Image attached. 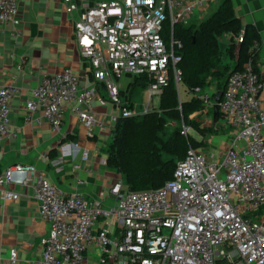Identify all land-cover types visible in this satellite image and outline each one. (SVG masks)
<instances>
[{
    "label": "built area",
    "instance_id": "2783aa9c",
    "mask_svg": "<svg viewBox=\"0 0 264 264\" xmlns=\"http://www.w3.org/2000/svg\"><path fill=\"white\" fill-rule=\"evenodd\" d=\"M58 1L72 16L93 80L82 84V75L70 67L44 75L24 103L28 111H41L52 129L63 134L69 105L93 136L97 127L113 131L119 119L156 109L154 96L160 100L171 78L181 106L183 42L175 36L174 24L204 15L215 0ZM21 2L0 0V27L19 23ZM242 33L235 35L237 43ZM124 75L149 76L147 100L140 107L134 99L132 106L123 99ZM262 88L251 59L232 71L219 102L229 138L218 153L189 146L173 177L157 188L131 190L120 175L108 190L89 197L79 190L66 192L33 164L4 168L0 187L7 199L20 195L8 185H24L37 176L38 208L48 230L31 264H85L89 250L97 253V264H264ZM185 90L203 100L204 116L213 120L215 85ZM18 91L15 82L0 86V146L11 131V100ZM95 102L112 104L116 113L97 114ZM189 128L183 123L181 132ZM87 157L85 150L82 158ZM17 261L12 248L3 264Z\"/></svg>",
    "mask_w": 264,
    "mask_h": 264
},
{
    "label": "crops",
    "instance_id": "0c3cea01",
    "mask_svg": "<svg viewBox=\"0 0 264 264\" xmlns=\"http://www.w3.org/2000/svg\"><path fill=\"white\" fill-rule=\"evenodd\" d=\"M231 1L241 21L253 24L261 36L257 63L264 104V0ZM205 14L196 16L201 19ZM19 18L15 27H0V86L15 82L19 87L11 100V131L0 146V172L16 163L33 164L66 192L79 190L96 197L115 180L116 172L105 163V149L111 141L106 138L113 136L112 131L97 127L90 136L68 105L63 134H59L41 111H28L24 105L44 75L66 67L82 75V84L92 82L90 64L77 44L72 16L58 0H22ZM94 110L104 117L116 113L110 103L95 102ZM85 150L87 159L82 158ZM35 178L24 185H8L19 192L17 199L3 198L0 187V264L8 259L12 248L17 251V264H31L41 253V238L47 233L48 223L39 212ZM97 263V253L89 250L85 264Z\"/></svg>",
    "mask_w": 264,
    "mask_h": 264
},
{
    "label": "trees",
    "instance_id": "16d2710c",
    "mask_svg": "<svg viewBox=\"0 0 264 264\" xmlns=\"http://www.w3.org/2000/svg\"><path fill=\"white\" fill-rule=\"evenodd\" d=\"M169 27L170 23H166V29ZM241 31L243 33L238 45L232 44L225 48L229 58L236 59L234 65L230 66L223 61L221 36L228 33L235 36ZM174 34L183 42L179 67L182 70V82L190 90L196 86L208 88L211 84L217 90H224L231 72L242 68L249 59L254 63L255 71H259L257 61L260 47H255L254 42H261L260 33L253 24L241 21L231 0H220L217 9L198 23L174 24ZM149 80L147 75L136 76L121 90L129 106L134 104L135 89L145 88ZM204 105L203 100L193 96L179 107L178 91L171 78L156 109L118 120L112 131V140L105 149L107 168L120 174L131 190L163 185L173 177L177 162L184 158L189 144L199 146L203 143L185 136L180 127L174 128L168 137H163L161 133L165 131L168 119L198 128L191 114L202 110Z\"/></svg>",
    "mask_w": 264,
    "mask_h": 264
},
{
    "label": "rangeland",
    "instance_id": "374dc122",
    "mask_svg": "<svg viewBox=\"0 0 264 264\" xmlns=\"http://www.w3.org/2000/svg\"><path fill=\"white\" fill-rule=\"evenodd\" d=\"M218 5H219V0H216L214 4L209 8V10L207 11L204 17L200 19L198 16L195 15L192 18H190V21L188 23L189 24L198 23L200 20L207 18L217 9ZM235 37L236 36H233L228 33L224 36H221V40H220V47L223 50V61L228 63L230 66L234 65L236 59L229 58V56L227 55L225 51V48L228 45H232V44L234 46L238 45ZM132 80H133L132 76L124 75L120 79L122 88H126L128 83L131 82ZM218 90H220V88ZM180 91H181V95L184 101L191 100L193 98V95L185 90V85L183 83L180 84ZM133 99L135 101L136 106L140 107L147 100V91L145 90V88L135 89L134 94H133ZM153 102L156 106H158L159 96L155 95ZM191 118L195 122L196 126H198V128L190 127L188 130H186V133L184 135L188 137L191 136L195 140L199 142L201 141L203 143L199 146H194L193 144H189V146L192 145L197 148H210L211 152L218 153L219 148H221V146L224 145V143L227 141L231 133L230 127L224 126L222 124V116L219 115L218 119L214 121V119L212 120L209 117H205L203 110H198L191 114ZM182 125H183V122L181 123L174 119H168L165 131L162 132L161 134L163 137H168V135L174 128L180 127V129L182 130ZM109 139L112 140V136L110 137L108 135L106 140H109ZM115 174H116L115 180H117L120 177V174H117V173Z\"/></svg>",
    "mask_w": 264,
    "mask_h": 264
},
{
    "label": "water",
    "instance_id": "95a60500",
    "mask_svg": "<svg viewBox=\"0 0 264 264\" xmlns=\"http://www.w3.org/2000/svg\"><path fill=\"white\" fill-rule=\"evenodd\" d=\"M222 95H223V88L218 90L215 94V103H214V106H213V119L214 121H216L219 117V114H220V108H219V102L222 98Z\"/></svg>",
    "mask_w": 264,
    "mask_h": 264
}]
</instances>
